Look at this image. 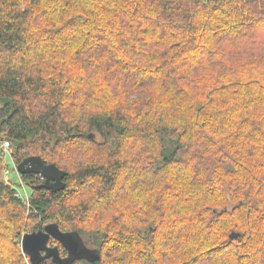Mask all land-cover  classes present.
Listing matches in <instances>:
<instances>
[{
	"label": "trees",
	"instance_id": "1",
	"mask_svg": "<svg viewBox=\"0 0 264 264\" xmlns=\"http://www.w3.org/2000/svg\"><path fill=\"white\" fill-rule=\"evenodd\" d=\"M4 140L67 176L26 200L0 145V264L51 223L74 264H264V0H0Z\"/></svg>",
	"mask_w": 264,
	"mask_h": 264
},
{
	"label": "water",
	"instance_id": "2",
	"mask_svg": "<svg viewBox=\"0 0 264 264\" xmlns=\"http://www.w3.org/2000/svg\"><path fill=\"white\" fill-rule=\"evenodd\" d=\"M20 175L36 174L44 179L43 188L52 191H62L66 184L67 173L54 164H46L41 157L32 156L17 166ZM231 239L240 238V234L232 233ZM54 240L59 242L67 252L62 257L56 246L50 245ZM23 253L29 258L30 264H41L51 260L53 264H74L80 260L96 261L100 258L97 251L90 250L77 231L63 232L57 223H51L43 230L27 233L22 237Z\"/></svg>",
	"mask_w": 264,
	"mask_h": 264
},
{
	"label": "rangeland",
	"instance_id": "3",
	"mask_svg": "<svg viewBox=\"0 0 264 264\" xmlns=\"http://www.w3.org/2000/svg\"><path fill=\"white\" fill-rule=\"evenodd\" d=\"M11 152H12V156H11V158H8V160H7V163H8V167L6 168V170H5V172H4V176H5V174H6V171L8 170L9 171V174H8V176L7 177H9V179L8 180H11V181H13V184H15L14 186H18L19 185V183H20V178H19V175H18V173H17V164L15 163V161H14V159H13V152H14V147L12 146V148H11ZM5 178H6V176H5ZM23 192H22V196L26 199V200H28V191L26 190V189H23L22 190ZM30 227H31V229L29 230V232L30 233H32V231H35L34 230V224H31L30 225ZM30 264V263H29Z\"/></svg>",
	"mask_w": 264,
	"mask_h": 264
},
{
	"label": "built area",
	"instance_id": "4",
	"mask_svg": "<svg viewBox=\"0 0 264 264\" xmlns=\"http://www.w3.org/2000/svg\"><path fill=\"white\" fill-rule=\"evenodd\" d=\"M0 145H1L2 149H3L4 152H5V158H6L7 160H8V158H11V156H12V152H11L12 143L9 142V141H7V140H4V141H1V142H0ZM17 173H18V172H17ZM8 174H9V171L7 170V171H6V174H5L6 179H9V177H7ZM18 175H19V178H20V174H19V173H18ZM19 180H20V184H21V186H22V189H24V186H23V183L21 182V179H19Z\"/></svg>",
	"mask_w": 264,
	"mask_h": 264
},
{
	"label": "flooded vegetation",
	"instance_id": "5",
	"mask_svg": "<svg viewBox=\"0 0 264 264\" xmlns=\"http://www.w3.org/2000/svg\"><path fill=\"white\" fill-rule=\"evenodd\" d=\"M56 247L59 248L60 250V254L61 256L64 258V257H67V252L64 250V248L62 247V245L59 243V242H56L55 245Z\"/></svg>",
	"mask_w": 264,
	"mask_h": 264
}]
</instances>
